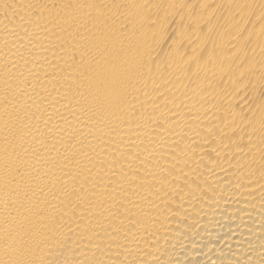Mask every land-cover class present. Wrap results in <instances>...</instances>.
I'll return each instance as SVG.
<instances>
[{
  "label": "bare ground",
  "instance_id": "obj_1",
  "mask_svg": "<svg viewBox=\"0 0 264 264\" xmlns=\"http://www.w3.org/2000/svg\"><path fill=\"white\" fill-rule=\"evenodd\" d=\"M0 264H264V0H0Z\"/></svg>",
  "mask_w": 264,
  "mask_h": 264
}]
</instances>
